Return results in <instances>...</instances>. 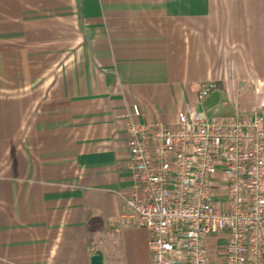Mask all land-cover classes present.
I'll return each instance as SVG.
<instances>
[{
	"label": "crops",
	"instance_id": "crops-1",
	"mask_svg": "<svg viewBox=\"0 0 264 264\" xmlns=\"http://www.w3.org/2000/svg\"><path fill=\"white\" fill-rule=\"evenodd\" d=\"M260 84L264 0H0V264H151L123 217L131 105L249 116Z\"/></svg>",
	"mask_w": 264,
	"mask_h": 264
},
{
	"label": "built area",
	"instance_id": "built-area-1",
	"mask_svg": "<svg viewBox=\"0 0 264 264\" xmlns=\"http://www.w3.org/2000/svg\"><path fill=\"white\" fill-rule=\"evenodd\" d=\"M215 87L201 81L198 99ZM263 108L264 97L249 116L187 109L169 125L131 105L123 217L150 231L151 264H264Z\"/></svg>",
	"mask_w": 264,
	"mask_h": 264
},
{
	"label": "rangeland",
	"instance_id": "rangeland-1",
	"mask_svg": "<svg viewBox=\"0 0 264 264\" xmlns=\"http://www.w3.org/2000/svg\"><path fill=\"white\" fill-rule=\"evenodd\" d=\"M238 81H242V82L244 81V83L248 84V81H247V79H245V78H240V79H238ZM238 81H237V82H238ZM224 100L230 102V101H229L226 97H224L223 95H222L221 97H219L218 102L222 105V102H223ZM211 106H212V105H211ZM211 106L208 105V103H205V106H204V108H205L206 110H208V111H207V114H208L209 117H214V116L224 115V114L232 115L233 112H234L231 106H227V107H223V106H222V107H220L219 112H213V111H210V110H209V108H210Z\"/></svg>",
	"mask_w": 264,
	"mask_h": 264
},
{
	"label": "water",
	"instance_id": "water-1",
	"mask_svg": "<svg viewBox=\"0 0 264 264\" xmlns=\"http://www.w3.org/2000/svg\"><path fill=\"white\" fill-rule=\"evenodd\" d=\"M91 264H104V257L101 250H96L91 256Z\"/></svg>",
	"mask_w": 264,
	"mask_h": 264
}]
</instances>
